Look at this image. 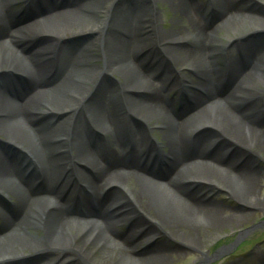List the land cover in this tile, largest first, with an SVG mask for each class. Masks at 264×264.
<instances>
[{
    "label": "bare ground",
    "instance_id": "6f19581e",
    "mask_svg": "<svg viewBox=\"0 0 264 264\" xmlns=\"http://www.w3.org/2000/svg\"><path fill=\"white\" fill-rule=\"evenodd\" d=\"M22 1L0 0V69L9 66L14 75L9 77L14 89L12 97L0 88V134H6L30 156L24 168L0 151V193L12 198L16 210L14 218H10L0 209V264L18 255L12 249L14 245L32 250L43 248L41 251L50 256L40 264H81L79 256L86 264H95L91 263L95 254L90 249L100 246L120 255L115 264H164L166 257L156 244L161 226L167 228L173 238L199 246L198 241L192 243L190 238H183L181 229L185 228L195 238L203 225L220 227L227 217L219 206L197 200L189 202L177 195L175 189L179 188L182 179H189V171L202 175L199 179L203 180L204 177L219 180L215 175L227 179L235 177L245 182L249 190L258 182L259 171L250 169L245 159H240V169L237 167L239 160H235L230 152V159L225 161L221 145L230 141L229 146L233 144L239 148V145L246 146L257 140L256 146L260 145L258 147L264 150V128L249 127L244 121H249L247 114L242 113L244 119L237 116L238 104L232 103L242 91L243 99H253L255 95L245 86L254 88L252 82L264 81V46H246L243 54L252 58L250 65L228 61L234 66L232 73L229 69L219 71L212 60L217 51L224 49L221 41L218 43L221 45H216L218 33L264 28V8L256 0L243 3L211 0L210 6L214 9L203 20L204 6L198 0H162L170 2L186 22L188 35L185 36L180 26L168 31L157 29L158 19L152 3L158 0H62L61 6L58 1L54 4L58 9L47 6L34 9L33 13L39 16L37 24L12 34L7 6L14 10ZM251 19L261 26L248 23ZM41 27L48 36L51 34L50 43L28 50L26 45L33 38H22L26 32L31 34L35 32L32 30ZM73 33L77 39L86 38L84 47L76 43L68 45L73 40L67 37ZM92 55L103 62L95 70L91 65ZM193 57L200 58L202 63L205 62L203 59L210 58L213 67H204V63L200 69L196 93L192 94L194 100L189 104L193 111L178 122L172 118L167 102V94L174 90V84L179 80V76L171 72L173 65ZM255 67V72H251ZM102 72H125L120 91L125 97L120 104L123 115L144 121L162 115L164 135L168 146L171 145L164 155V161L168 163H165V175H155L135 162L139 151L147 145L145 129L136 127L122 115H115L111 107L104 110L94 101L83 105L81 109L86 120L82 114L72 133L65 132L69 120L80 109L75 97L67 95L74 90V85L78 87L75 78L94 82ZM49 74L52 81H56L52 86L42 80ZM224 79L232 89L221 98L217 89ZM228 100H232L230 105L235 104L236 110L230 107L227 113ZM45 103L62 115L53 129L45 124L31 125L38 108ZM260 117L264 122V113ZM252 118L255 122L258 119ZM213 122H217L216 127L223 138L218 141L217 149L212 147L211 153L205 149L214 140H210L211 136L204 141L188 142L186 127H192L191 134L196 128ZM92 124L101 134L105 133L106 142L86 141V132L93 130ZM131 178L144 185L140 194L147 195L145 199L151 196L148 208L156 210L152 216L154 221L148 218L146 211L133 205H119L110 210L114 203L120 202L116 189L126 186ZM158 185L171 188L177 198L176 208L161 202L164 197L176 200L167 196ZM244 190L249 195L238 196L241 199L254 196L251 195L253 191ZM85 199L90 202L89 206L77 209ZM142 205L140 203L139 207L144 210ZM66 209L69 214L75 209V215H68ZM123 225L127 226V231L119 235L117 228ZM22 226L42 230V241L35 243L26 238L19 230ZM72 241L79 243L81 248H73ZM143 244L150 245L148 252H138ZM83 250L85 253L81 256ZM62 251L72 254L56 256Z\"/></svg>",
    "mask_w": 264,
    "mask_h": 264
},
{
    "label": "rangeland",
    "instance_id": "374dc122",
    "mask_svg": "<svg viewBox=\"0 0 264 264\" xmlns=\"http://www.w3.org/2000/svg\"><path fill=\"white\" fill-rule=\"evenodd\" d=\"M57 1L58 5L61 6L62 4L60 3L62 2V0H23L22 3L14 10L12 7L7 6V10L9 11L11 18V27L9 28L10 32H12V34H15L18 30L27 29L37 24V22L39 21V16L33 13L34 9L42 6L58 9V6L54 5L55 3H57ZM244 1L245 0H237L238 3H243ZM198 2L204 6L203 9L205 14L202 15V17L203 20H206V13H208L209 4L211 3V1L198 0ZM32 3H34L35 6H30V4ZM256 3L264 8V0H256ZM152 8L156 13L158 19L157 29L161 31H168L174 29V27L177 28L180 26L181 28H183L182 30H184L183 32L185 36L188 35V31L186 30V22L183 21L180 15L176 13L170 2L158 0L157 2L155 1L152 3ZM213 9L214 6H212L210 10ZM38 14L40 13L38 12ZM250 21L256 26H261L258 22L252 19L249 20L248 23ZM32 31L35 32L31 34L29 32H26L27 35L22 38H29V40H32L33 38V41L26 45V48L28 50H30L34 46L38 47L50 43L51 34L48 36L47 31H44L43 27ZM75 33H73L72 35L70 34L71 36L67 37L72 38L73 40V43H69L68 45L72 46L74 43H76L78 45L81 44L82 47H84L86 38L84 37V39H77L74 36ZM52 35H54V33ZM37 36H39V38L34 39ZM217 36L216 38L218 42L216 43V45H218L219 41L223 43L225 42L224 47L226 49L225 52H223L225 53L224 56L219 58V56L217 57L216 54L214 59L212 60L213 64L219 71L225 69L224 66H226L228 61H238L241 62L240 64H243L245 66L250 65L249 62L252 61V58H246L245 54H243L246 46H264V28H245V30L240 29V31L237 33H232L230 31L227 32L226 30H223L218 33ZM227 36L231 37V39H227ZM86 44H88V42ZM20 45H22V43H20ZM252 57L255 58L256 56ZM203 60H205V62L203 61L202 63L200 58L194 59L193 57L192 59L181 61L178 65H173L174 68H172L171 74H173L174 76H179V80H177V82L174 84V90L167 94V102L170 106L169 109H171L170 111L172 118L178 122L183 118H186V116H188L193 111L189 107V104L190 102H192V99L194 100V95L192 94L196 93L194 90L195 85H197L196 82L199 81L200 69L203 67L204 63V67H213L210 58H205ZM198 62H200L201 64L198 65ZM102 63L103 62H101L100 60H97L96 55H92L91 65L94 70L98 67L99 64L101 65ZM232 67L234 66L228 67L230 69V73L233 72ZM253 69L254 70H252L251 72H255L256 67ZM256 73L259 74L258 72ZM124 75L125 72H118L117 74L102 72V74L97 77L94 82H92L91 80L87 81V79L81 80L79 78H75L74 83L78 85V87L74 85V90L67 93V95L69 94L71 97H75V100L80 103V109L78 110L74 118H71V120H69L68 124L66 125L67 127L65 132L68 130V133H72V128L76 127V125L79 123L78 120L79 117H82V114L85 119L84 113L81 108L83 105L92 101L100 104L104 110L107 107H111L113 109L112 112L115 113V115H119L120 112L118 111V109L121 110L120 104L122 103V98L125 99L124 95L120 92L121 79L124 77ZM13 76L14 75L12 74L9 66H3L0 69V88L2 90L5 89L11 97L14 94V89L12 88V85H10L11 82L9 81V77L13 78ZM42 80L49 86L56 84V81H52V76L50 74L44 76ZM182 80H184V82ZM252 83L254 84V88L248 85H246L245 87H248L249 90L251 89L250 92L253 93L255 97L251 100H246L242 98L243 91L238 92V94L236 95L237 98H235L234 102H232V100H228V103L226 105L227 109L225 110L227 111V113L229 112L228 109L230 107H233L236 110L234 105L238 104L236 110L237 112L235 114L241 117L242 113L244 115L247 114V119L250 122L242 117L244 121L249 124V127L259 130L261 128H264V122L262 120H258L259 118L256 112L258 110L264 109V81H254ZM231 89L232 88L230 87V84L226 79H224L222 82H220V86L217 89V95L222 98L226 96L231 91ZM72 93H76L77 95H74ZM55 97L58 96L55 95ZM178 98L182 102L181 104L180 102L176 101ZM231 102L235 104L231 106ZM60 116L62 115L58 110H55L52 105L45 103L44 106H40L38 108L37 116L33 119L31 125L33 127H39L45 124L48 128L53 129L56 126L55 124L59 121ZM122 116L124 117V119L126 118L127 121H132V123L136 127H143L145 129L144 141H146L148 144L138 153L135 162H137L140 167H145L147 169H149L150 167V170L153 171L156 175H165L163 171L167 170L166 165L164 167V164L167 162L164 161V155H166V153L169 151V147H171V145L169 144L168 146V142L164 135V130L161 124L162 115H155L151 120L149 119L145 121L143 119H131L130 116L126 115ZM252 116H254L256 119L258 118L256 122L255 119L252 118ZM92 126L93 130H91L90 132H86V141L90 143H102L103 141L106 142L107 136H105V133L102 132V134H104L102 135L99 131L100 129H98L95 124H92ZM216 126L217 122H213V124L209 123L205 126L196 128L191 134H189V131L192 129V127H186V131L188 132V142L193 143L198 139L204 141L205 139H207V137L211 136L210 140H214H212L210 144L205 147V149L209 150V152L211 153L213 148L217 149V146L219 144L218 141L223 139L220 134V129ZM150 128H152L154 131H151ZM123 133L126 134L125 127ZM256 142H252L251 144L248 142V145L246 146L244 144H242L243 146L239 145V148H236V145L233 144L229 146V143H231L230 141H224L221 145V149L223 150L222 154L226 157L225 161L230 159L229 156L231 153V155L235 157V160H239L237 167H239L240 169L242 168L240 159H246L249 162L247 165L250 169L259 171L258 182L253 189L249 190L245 187V182H242L238 178L234 179L235 177H232V179H227L226 177L215 175L220 179L217 180V178H214L215 181H211L209 180V178L204 177L203 180L199 179L200 176V178H203L202 175L192 174L190 171L188 173L189 179H182V181H180L179 183V188H176V191L173 189L180 198L187 199L189 202L192 200H197L210 206L215 205L223 208L222 213L227 218L220 227H207L206 225H203L202 230L199 231L198 236H196L195 238L185 228L181 229L183 230V238H190L192 243L199 242V246L188 245V243H185L184 241H179L177 240L178 238L175 239L171 236L170 233H168L167 228H165L164 226L159 227L158 233L156 235V237H158V241L156 244L157 248L162 250L161 253L166 257V261L164 262V264H256V261L258 259H261L264 263V233L263 236L258 237V241H262V243L259 244L258 247L260 248V256H258V254L256 253L255 255L251 254L250 258H242L244 255L243 252H246L244 247L241 246V243L243 244V241L240 242L235 249H230V245L236 241L235 238H237L238 236H244V233L242 232L243 230H246V228L253 227L257 224H262L260 222L264 220V150L261 147H258L260 145L256 146ZM0 151L2 152V154H4V156L18 162L23 167L26 166L28 159L30 158V156H28V152L24 148L18 146L16 143H13L11 140H9L6 134L2 133L0 134ZM154 156L160 157L161 160L154 159ZM125 160L128 161V157H125ZM104 164L110 165V162L104 161ZM201 166L209 168L206 164H201ZM158 187H161L162 190L166 191L165 193L167 194V196H172V198H175L176 200L173 201L168 197H164V199L162 200L161 198L160 201L162 200L161 202L171 204L172 207L176 208L178 206H175L177 203V198L171 192V188L162 185H158ZM143 188L144 185L136 182L135 178H131L127 182L126 186H121L119 189H116V195L118 194V196L120 197V202L114 203L110 210L118 207L119 205H133L136 206L140 211H146V215L148 216V218L152 219L153 213L156 210L150 209V207L148 208V205H150L149 198L151 199V196L149 195L148 199H145L147 195L144 196V194H140ZM241 188L249 190V192L253 191L251 195L254 196L249 198L248 200L241 199L238 196L249 195L248 192ZM12 202L13 201L10 196H8L6 193H0V209L5 212V214L10 218H14L16 212L14 205H12ZM89 203L90 202L85 199L83 201V205L82 203L81 205L79 204V208L77 209H85L84 206L88 207ZM140 203H143L144 206H142L144 210L140 209ZM65 211L68 215H70L67 212V209ZM70 213H73V215H75V209H73V211L70 210ZM241 213H243L244 215H241ZM152 220L154 221V219ZM1 223L2 220L0 219V224ZM19 230L26 238H28L32 242L40 243L42 241L43 232L42 230H39V228H23L22 226ZM125 231H127V226L123 225L117 228L116 233L120 235ZM262 231H264V226L259 227L256 231L253 232V234L262 233ZM244 244L246 245V248H249L250 244L253 247H257V245L255 244V240L252 241V238L246 239L244 241ZM71 245L73 248H81L79 243L77 244L73 241L71 242ZM149 247V244H143L139 247L138 252H148L147 249H149ZM24 248L25 247L14 245L12 249L14 253L16 252L18 255L8 258V260L5 261V264H40L50 256H47L46 253L41 251L44 250L43 248L39 250ZM93 250L95 253L93 252ZM90 251L95 254L93 257L90 252V256L93 257L91 263L95 264H115L120 257L117 252H112V250L108 247L103 248L100 246L95 249L91 248ZM64 253L68 255L72 254V252H63L56 256L61 257L64 255ZM83 253H85V250L81 252V256H83ZM79 260L81 261V264H86L80 256Z\"/></svg>",
    "mask_w": 264,
    "mask_h": 264
}]
</instances>
